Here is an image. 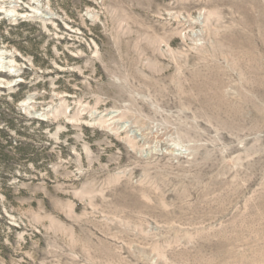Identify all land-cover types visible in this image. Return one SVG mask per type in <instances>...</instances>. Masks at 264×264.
Segmentation results:
<instances>
[{"label":"rangeland","instance_id":"1","mask_svg":"<svg viewBox=\"0 0 264 264\" xmlns=\"http://www.w3.org/2000/svg\"><path fill=\"white\" fill-rule=\"evenodd\" d=\"M0 264H264V0H0Z\"/></svg>","mask_w":264,"mask_h":264}]
</instances>
